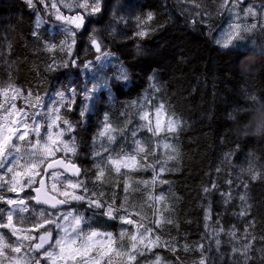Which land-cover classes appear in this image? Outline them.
I'll use <instances>...</instances> for the list:
<instances>
[{
	"label": "clouds",
	"instance_id": "9594fccd",
	"mask_svg": "<svg viewBox=\"0 0 264 264\" xmlns=\"http://www.w3.org/2000/svg\"><path fill=\"white\" fill-rule=\"evenodd\" d=\"M0 264H264V0H0Z\"/></svg>",
	"mask_w": 264,
	"mask_h": 264
},
{
	"label": "trees",
	"instance_id": "16d2710c",
	"mask_svg": "<svg viewBox=\"0 0 264 264\" xmlns=\"http://www.w3.org/2000/svg\"><path fill=\"white\" fill-rule=\"evenodd\" d=\"M201 71L204 73V79L207 82L209 80L207 67L201 66ZM225 75H229V73L226 72ZM209 87H211V84H209Z\"/></svg>",
	"mask_w": 264,
	"mask_h": 264
}]
</instances>
